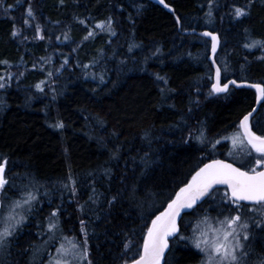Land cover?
Segmentation results:
<instances>
[{
    "label": "trees",
    "instance_id": "16d2710c",
    "mask_svg": "<svg viewBox=\"0 0 264 264\" xmlns=\"http://www.w3.org/2000/svg\"><path fill=\"white\" fill-rule=\"evenodd\" d=\"M165 2L175 16L150 0H3L0 61L8 64H0V76L12 78L0 89V158H7L9 180L0 200L19 198L25 186L39 191L33 211L0 251V264H45L59 245L44 243L47 217L57 207L66 236L82 240L85 220L92 264H123L141 249L144 225L198 167L212 158L233 162L232 143L222 137L252 109L255 90L229 86L210 94V40L182 34L175 17L181 30L218 35L215 61L223 83L264 84V48L245 47L264 41V0H214L211 18L209 0ZM235 7L247 15L235 17ZM109 18L115 36L95 28ZM89 31L93 37L84 39ZM250 120L253 131L264 133V102ZM58 121L63 128L53 127ZM201 128L208 141L220 139L215 148L196 139ZM69 174L75 195L63 187ZM210 204L182 214L185 235L191 227L183 224L195 223L205 206L216 215ZM249 231L246 243L259 260L264 231ZM128 240L133 243L125 253ZM165 259L198 264L201 256L190 243L170 238Z\"/></svg>",
    "mask_w": 264,
    "mask_h": 264
},
{
    "label": "snow or ice",
    "instance_id": "6c2138e0",
    "mask_svg": "<svg viewBox=\"0 0 264 264\" xmlns=\"http://www.w3.org/2000/svg\"><path fill=\"white\" fill-rule=\"evenodd\" d=\"M158 2L164 8H170L165 0H158ZM213 2L214 0H209L207 13L209 18L212 16ZM0 6H3V0H0ZM4 10L7 12L8 8ZM27 15L34 18L30 6ZM234 15L237 18L243 17L247 15L246 9L235 7ZM175 21L177 25L181 24L179 16L175 17ZM24 22L25 24L29 23L27 19ZM79 22L85 23L83 20ZM95 28L107 31L111 36L116 35L111 18L106 22H98ZM36 32L39 36V25L36 26ZM17 34L18 30L12 33L13 36ZM93 35L94 33L89 31L84 39L93 37ZM202 35L211 37V51L214 54L219 43L218 36L208 31ZM39 38L44 39L43 36H39ZM64 38L67 40L68 36L65 35ZM245 47L264 48V41H253L251 44H246ZM0 64H8V62L0 61ZM49 75L51 76L52 73ZM11 78V74L8 75L7 80L4 76H0V81H3L0 82V89L4 88ZM157 79L164 80L163 77L159 76ZM43 83L42 81L41 84ZM41 84H37L36 88L43 91ZM229 84L239 87L235 80L221 83V68L216 67L215 82L211 85L210 94L226 93ZM248 86L257 90V103L264 102V84L254 83ZM256 111L257 109L253 108L242 115L235 125L236 131L229 136L222 137V139L230 140L232 143V148L235 151L229 150L228 155L233 158V162L209 159V162L198 167L191 178L184 182L178 191L168 197L166 206L151 219L150 224L144 225L146 231L141 234V249L124 259L123 264H162V261L167 264L165 253L166 250H169L170 238L190 243L201 256L200 264H249L250 246L246 243L251 238L249 229L255 227L264 231V133L258 135L253 131L255 125L250 120ZM53 127L63 128L64 125L63 122L58 121ZM196 139L201 145L211 143L213 148L220 143V139L215 140L214 143L208 141L204 128L200 129ZM0 159L3 160L0 162V192H2L5 190V186L9 184L5 175V166L8 161L6 157ZM68 181L69 183H65L63 187L75 195L76 181L71 174L68 176ZM38 191L39 189L25 186L21 190L19 198L11 200L8 204L0 200V209L5 210L0 215V251L9 247L11 238L26 221L27 214L33 211L34 202H38ZM89 199L92 200L93 198L89 197ZM114 199L115 197H113ZM209 200L214 202L215 206L210 204L209 208H212L216 215L213 216L208 209H204L202 214L197 216L195 223L183 224L185 230L191 227V233L185 235L181 231L182 212L187 209L199 211L200 206ZM80 210L83 212V205L80 206ZM250 212L259 214L260 219H256L255 215L250 216ZM59 215L60 209L57 207L47 217L48 223L45 234L48 236V240L44 243L46 245L49 241L59 243L55 249L56 256H50L49 264H84L85 261L87 264H92L88 258L89 234L85 220H80V232L83 239L79 240L75 236L69 237L63 234ZM58 234L60 235L59 241H57ZM132 243L131 240L125 242V253L130 251ZM36 251L38 253L39 249ZM258 264H264V256L259 258Z\"/></svg>",
    "mask_w": 264,
    "mask_h": 264
},
{
    "label": "water",
    "instance_id": "95a60500",
    "mask_svg": "<svg viewBox=\"0 0 264 264\" xmlns=\"http://www.w3.org/2000/svg\"><path fill=\"white\" fill-rule=\"evenodd\" d=\"M151 1H153L154 3H156L157 5H159L160 7H162L163 9H165L167 12H169L170 14H172L173 16H175V12H174V8L171 6V5H169L170 6V8H164L163 7V5H160L159 4V2H158V0H151ZM178 31L179 32H181L182 34H195V35H199V36H203L202 34L205 32V31H208V32H211V31H209V30H207V29H204V30H196V29H186V30H181V25H178ZM214 34H216L215 32H213ZM217 35V34H216ZM218 36V35H217ZM205 37V36H204ZM206 38H208L209 40H210V49H209V55H208V61L211 63V66H212V70H213V74H212V83H214L215 82V69H216V67H219L218 65H217V63H216V61H215V55H216V52H217V49H218V46H217V49H216V52L213 54L212 53V51H211V37H206ZM219 38V37H218ZM219 44V43H218ZM213 61H215V63H213ZM230 80H234V79H230ZM229 81V80H228ZM236 81V80H235ZM227 82V81H226ZM226 82H224V83H226ZM237 82V85H239V87H237V86H234V85H231V84H229V86H232V87H234V88H241V87H247V88H251V87H249L248 85H250V84H254V83H250V82H247V81H236ZM221 83H223L222 81H221ZM212 85V84H211ZM252 89H254L255 90V93H256V97H255V102H254V106L252 107V109L253 108H256L257 110H258V108H259V106H260V104L261 103H257V90L255 89V88H252ZM251 109V110H252ZM250 110V111H251ZM257 112V111H256ZM255 112V113H256ZM255 113L253 114V116L255 115ZM252 118V117H251ZM212 159H221V158H212ZM222 160H225V159H222ZM226 161H228V160H226ZM207 162H209V160H207L205 163H207ZM228 162H231V161H228ZM203 166V165H202ZM201 166V167H202ZM5 170H6V167H5ZM166 206V205H165ZM164 206V207H165ZM163 210V209H162ZM161 210V211H162ZM190 210H192V209H187V210H185L184 212H182V214L183 213H185V212H188V211H190ZM159 214V213H158ZM167 251L168 250H166V253H167ZM165 253V254H166Z\"/></svg>",
    "mask_w": 264,
    "mask_h": 264
},
{
    "label": "rangeland",
    "instance_id": "374dc122",
    "mask_svg": "<svg viewBox=\"0 0 264 264\" xmlns=\"http://www.w3.org/2000/svg\"><path fill=\"white\" fill-rule=\"evenodd\" d=\"M249 206L251 207V205H249ZM204 209H207L206 206L204 207ZM4 211H5V210H4ZM249 215H250V216H251V215H256V213H251V212H250ZM50 242H51V241L48 242V246H49ZM58 244H59V243H58ZM58 246H59V245H58ZM58 246H57V247H58ZM42 248H43V247H42ZM55 249H56V248H53V250L51 251V253L49 252L50 250H48V253H50V256H51V257L56 256ZM50 256H49L48 261H47L45 264H49ZM248 260H249V264H258V260L255 259V257L253 256L252 253H250V256L248 257ZM84 264H87V262L85 261ZM198 264H200V262H199Z\"/></svg>",
    "mask_w": 264,
    "mask_h": 264
},
{
    "label": "bare ground",
    "instance_id": "6f19581e",
    "mask_svg": "<svg viewBox=\"0 0 264 264\" xmlns=\"http://www.w3.org/2000/svg\"><path fill=\"white\" fill-rule=\"evenodd\" d=\"M150 1H151V0H150ZM152 2H153V1H152ZM218 138H219V137H218ZM222 159H223V158H222ZM45 219H46V218H45ZM189 222H190V221H189ZM41 225H42V224H41ZM45 230H46V229H45ZM44 234H45V233H44ZM38 235H39V234H38ZM58 238H59V237H58ZM51 243H52V242H51ZM53 244H54V243H53ZM53 244H52V246H53ZM55 244H56V243H55ZM55 244H54V245H55ZM50 248H51V246H50ZM39 253H40V252H39ZM263 254H264V253H263ZM46 256H47V254H46ZM258 256H259V254H258ZM258 256H257V257H258ZM263 256H264V255H263ZM36 261H37V260H36ZM24 262H25V261H24Z\"/></svg>",
    "mask_w": 264,
    "mask_h": 264
}]
</instances>
